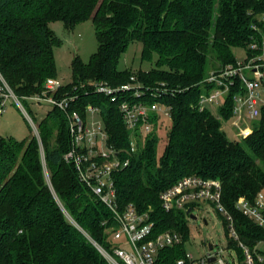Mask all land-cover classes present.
Segmentation results:
<instances>
[{
    "label": "trees",
    "instance_id": "16d2710c",
    "mask_svg": "<svg viewBox=\"0 0 264 264\" xmlns=\"http://www.w3.org/2000/svg\"><path fill=\"white\" fill-rule=\"evenodd\" d=\"M262 14L264 0H0V75L22 104L41 94L47 79L56 78L54 48L62 42L49 28L54 22L67 31L89 20L94 27L96 51L87 63L72 59L71 83L60 93L77 94L80 112L88 104L100 108L108 144L115 149H129L116 104L86 92L85 86L103 82L115 87L135 76L143 87L164 84L171 91L161 99L170 107L161 154L158 134L164 128L159 123L131 155L129 166L114 176L119 210L130 205L146 214L153 223L149 239L165 232L182 238L181 244L160 251L156 264L184 258L190 213L165 211L159 195L186 176L220 183L221 205L238 238L228 236L227 222L216 212L227 247L239 264H245L240 244L254 264H264L256 248L264 241V228L235 207L239 199L253 203L264 193V107L251 123L252 133L236 141L221 129L232 119L234 91L216 107L217 116L198 107L200 97L214 87L204 80L234 64V48L252 56L251 27ZM132 43L141 45V62L153 63L150 70L118 69ZM37 130L40 143L34 135L23 141L0 138V264H107L93 243L110 252L116 244L106 230L116 223L63 160L70 148L63 113L50 110ZM196 207L188 206L192 212Z\"/></svg>",
    "mask_w": 264,
    "mask_h": 264
},
{
    "label": "built area",
    "instance_id": "2783aa9c",
    "mask_svg": "<svg viewBox=\"0 0 264 264\" xmlns=\"http://www.w3.org/2000/svg\"><path fill=\"white\" fill-rule=\"evenodd\" d=\"M251 28L253 34L248 48L253 52L252 56L243 48L242 60L235 59L234 64L210 72L204 83L214 87L208 94H203L198 103L200 109L207 108L206 104L217 107L234 91L231 122L236 126L240 139L252 133L251 123L259 117L260 108L264 107V14L257 18ZM63 87L55 78H49L41 94L24 100L26 103L47 106L50 110L57 109L63 113L70 138V148L64 154L63 160L73 165L79 181L112 213L116 227L108 228L106 233L116 245L107 252L93 244L107 264H156L159 252L181 244L182 238L177 233L165 232L149 239L153 223L148 222L146 214H138L130 205L122 211L119 210L114 176L129 166L131 155L143 145L145 137L153 131L155 125L170 119V107L161 99L164 98V93L171 91L164 88V84L156 88L143 87L134 76L125 84L115 87L103 82L89 83L85 88L83 85L86 92L104 96L116 104L129 133V149L123 152L108 144V134L100 108L88 104L80 112L77 107L78 95L60 93ZM149 97L154 101L147 102ZM10 98L28 119L34 136L40 143L37 125L0 75V116ZM87 116H97L99 121L89 125ZM220 193L221 186L218 181L186 176L162 191L159 199L165 211L190 210V216H193L192 209L188 208L191 204H195V207L197 205L196 208L199 209L202 204L212 206L225 218L228 236L237 240L232 218L221 205ZM235 207L252 222L264 228V193H259L253 203L239 199ZM240 247L244 250L245 264H254L247 249L241 244ZM211 251L206 255L207 260L214 257L218 264H228L221 256L222 250L216 254H211ZM229 258L234 261L231 254ZM258 260L262 261V258L258 257ZM204 263L205 259H201L200 264ZM175 264H194V258L185 252L184 258L176 260ZM234 264H239L237 259Z\"/></svg>",
    "mask_w": 264,
    "mask_h": 264
},
{
    "label": "rangeland",
    "instance_id": "374dc122",
    "mask_svg": "<svg viewBox=\"0 0 264 264\" xmlns=\"http://www.w3.org/2000/svg\"><path fill=\"white\" fill-rule=\"evenodd\" d=\"M49 28L62 42L59 47L54 48L55 79L62 85H68L71 83L72 59L78 57L82 63H87L90 56L96 51L97 42L94 35V27L89 20L77 24L71 31L64 29L60 22L49 24ZM140 52L141 45L139 43L130 44L118 63V69L129 70L133 74L139 70H150L153 67V63L141 62ZM232 54L237 60H242L244 56L240 48H234ZM22 105L36 125L50 111L47 106H37L33 103H23ZM206 106L213 115L217 116L215 105L206 104ZM257 120L256 118L254 121ZM97 121H99L97 116H87L89 125ZM162 124V128L164 129L160 130L158 134L157 155L161 154L166 142V134L170 129V120H165ZM31 128L28 119L17 104L11 98L8 99L6 109L0 116V138L23 141L34 135ZM221 129L229 140H240V137L237 135L236 126L231 121L222 122ZM200 209L195 208L193 210L192 215L196 218L194 221L190 218L187 221L188 236L185 244L186 252L193 256L194 264H200L201 259H205L204 264H218L216 261L207 262L206 255L209 254L207 244H211L213 247L211 254H216L222 250L221 256L226 263H236L235 252L227 247V235L225 234L222 220L216 213L217 211L212 206L206 204H202ZM256 248L258 252L264 254V241L260 242ZM230 254L234 256V261L229 258Z\"/></svg>",
    "mask_w": 264,
    "mask_h": 264
},
{
    "label": "water",
    "instance_id": "95a60500",
    "mask_svg": "<svg viewBox=\"0 0 264 264\" xmlns=\"http://www.w3.org/2000/svg\"><path fill=\"white\" fill-rule=\"evenodd\" d=\"M189 212H190V210H187V213H189ZM191 219L195 220V217L191 216ZM207 248H208L209 251H211L212 250V245L211 244H207ZM207 261H208V263L214 262L215 258L214 257H209Z\"/></svg>",
    "mask_w": 264,
    "mask_h": 264
}]
</instances>
